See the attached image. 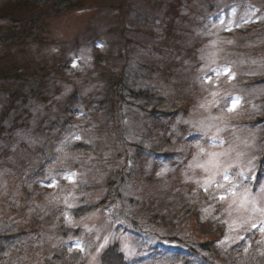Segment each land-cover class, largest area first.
Wrapping results in <instances>:
<instances>
[{"label": "rangeland", "instance_id": "obj_1", "mask_svg": "<svg viewBox=\"0 0 264 264\" xmlns=\"http://www.w3.org/2000/svg\"><path fill=\"white\" fill-rule=\"evenodd\" d=\"M174 3L82 0L47 19L43 40L0 43V228L27 231L0 264H71L75 252L81 264H101L116 243L130 264L264 256V0H179L178 19ZM9 7L3 15L26 12ZM75 89L95 109L77 112L73 134L53 145L40 125L65 117ZM75 144L86 150L68 153ZM38 148L48 160L43 191ZM101 203L81 220L71 215ZM196 211L225 227L208 253ZM60 221L89 240L62 237Z\"/></svg>", "mask_w": 264, "mask_h": 264}, {"label": "trees", "instance_id": "obj_2", "mask_svg": "<svg viewBox=\"0 0 264 264\" xmlns=\"http://www.w3.org/2000/svg\"><path fill=\"white\" fill-rule=\"evenodd\" d=\"M177 2V4H176ZM179 0H175L173 6L169 8L170 14L173 15L175 19H178L177 6H181L178 3ZM20 4V6L24 7L26 12L23 13L18 17L15 18L13 14H4L5 10H9V6L13 4ZM84 7L82 4V0H0V28L3 30L8 31L10 37L6 33L3 34V38L0 39V43L10 42V43H18L22 40L33 41V37L35 40H43V33L47 32V19L62 16L68 13L69 11H79ZM181 9V7H180ZM35 11V12H34ZM173 26V23L172 25ZM26 30L24 31V29ZM28 29V31H27ZM172 29V28H171ZM174 30V29H173ZM178 46L176 47L179 50V54L186 56L189 58L192 55L191 49L186 50V47L182 43V41L177 43ZM128 80V76L126 74L122 75V80L120 84L123 86L125 82ZM65 110L63 112L64 118H59L58 122L50 123V126H47L49 123L48 119H43L41 123V127L39 128L40 132H44L49 137V140L53 145L56 144V140L61 136H65V138H70V135L73 134L72 130V119L80 111H89L94 108V105L91 104L89 100L82 97L79 90L75 89L73 94L68 98V101L65 105ZM24 126V123H22ZM22 126V127H23ZM19 129V125L17 127ZM25 143L23 144V148L25 147ZM41 148L34 153V157L42 155L41 160L42 164H40V169L37 172V175L34 179L36 181V188L39 191L46 190L43 182H47L46 171L48 170V160L45 159V152L41 151ZM70 150V151H69ZM86 150L80 144L73 145L72 148L68 149V153H76V151H83ZM23 156L22 152H20ZM44 161V162H43ZM23 162V161H22ZM25 164V162H24ZM264 164V159L262 161V165ZM264 168L262 167L259 173L261 177L263 175ZM47 194V193H46ZM103 207L102 203L98 206H91V205H83L82 207L75 208L71 211V215L75 220H81L84 217H87L89 214H93L94 212H98L99 209ZM59 212L62 211V208L58 210ZM56 214L52 215V218H56ZM195 216L198 217L200 226L204 229L203 232L209 235L208 242L202 244L201 250L205 253L212 251V247L218 242V240L222 239L225 235V229L222 228L217 232L216 229L222 227L221 225L215 227L213 226V222L209 221L207 223H201V218L199 212H195ZM157 219L156 216H154ZM53 221V219L51 220ZM62 221L59 222V234L62 237L69 238L73 237L75 240L84 238L85 242L88 241L89 238L82 237V229L81 228H71L65 224H62ZM214 228V229H213ZM225 228V227H224ZM27 231L23 229H18L15 225L7 226L4 228H0V260H6L11 257L16 249L18 243L22 242L21 240H25V235ZM137 238V237H136ZM92 240V238H90ZM219 240V241H220ZM242 246V245H241ZM240 246V247H241ZM240 247H236L233 250H240ZM232 250V251H233ZM235 253L232 252L229 255V258L233 256ZM81 254L79 252L72 253L68 256L69 262L71 264H81ZM244 255L242 259H244ZM261 258H252L250 261L248 260V264H264V260ZM56 259V258H55ZM242 259H235V261L231 264H240V260ZM183 263V264H191L189 261L184 259H175L176 263ZM101 264H130L126 258V255L121 251V246L116 243L112 245L108 251L102 256Z\"/></svg>", "mask_w": 264, "mask_h": 264}, {"label": "snow or ice", "instance_id": "obj_3", "mask_svg": "<svg viewBox=\"0 0 264 264\" xmlns=\"http://www.w3.org/2000/svg\"><path fill=\"white\" fill-rule=\"evenodd\" d=\"M246 22H247V21H246ZM73 66H75V64H74ZM227 71H228V69H226V68H223V69H214V70H213V73H214L215 75L219 76L221 73H226ZM209 79H210V77H209ZM236 99H238V98H236ZM228 104H232V107H235V99H230V100H228V101L226 102V104H225V107H226V108H227V105H228ZM227 110H228V111H232V108H227ZM201 151H203V149H201ZM219 155H220L219 153H211V154H210V156L212 157V159L209 161V164H212L213 167H215V168H217V169L219 168V162H218V160H217L216 158H217ZM197 166H198V167H201V168H205V170L207 171V168H206V166H205L204 164H198ZM220 175H221L222 180H224V181H229V180H230V176H229L227 170H225L223 173H220ZM216 186H217L218 188L223 187V185H222L221 183H219V182L216 183ZM205 190L207 191V189H205ZM231 195H232V196H235L236 193H235L234 191H231ZM218 198H219L220 200H224V199H225V196H224V195H220ZM246 199H247V197H245V200H246ZM252 227H257V225L253 224ZM260 230H261V231H264V226H260ZM76 246H77V247H80L79 244H77ZM81 251H83V248H81Z\"/></svg>", "mask_w": 264, "mask_h": 264}]
</instances>
